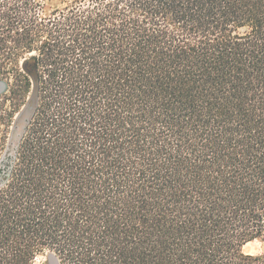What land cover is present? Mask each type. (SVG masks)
Instances as JSON below:
<instances>
[{"label": "trees", "instance_id": "trees-1", "mask_svg": "<svg viewBox=\"0 0 264 264\" xmlns=\"http://www.w3.org/2000/svg\"><path fill=\"white\" fill-rule=\"evenodd\" d=\"M48 2L0 0V264H264V0Z\"/></svg>", "mask_w": 264, "mask_h": 264}, {"label": "rangeland", "instance_id": "rangeland-1", "mask_svg": "<svg viewBox=\"0 0 264 264\" xmlns=\"http://www.w3.org/2000/svg\"><path fill=\"white\" fill-rule=\"evenodd\" d=\"M49 2V7L51 9H54V8H58V7H63L64 5H66L67 2H70L72 0H48ZM9 72L7 75H6V78L8 79V91L5 93V95L9 94L10 93V90L12 88V84L15 82V73L12 69V67H15L14 65H9ZM4 108L8 111H13L14 112V109L11 108V102L9 101L8 103L4 104ZM245 251L246 252H249V253H262L264 251V236L259 238V239H256L250 243H248L246 246H245ZM47 258H41L39 261H38V264H42Z\"/></svg>", "mask_w": 264, "mask_h": 264}, {"label": "water", "instance_id": "water-1", "mask_svg": "<svg viewBox=\"0 0 264 264\" xmlns=\"http://www.w3.org/2000/svg\"><path fill=\"white\" fill-rule=\"evenodd\" d=\"M7 88V83L4 80H0V95H2ZM8 151H11V147L8 148ZM49 259H51L53 256L50 254ZM54 264V263H53Z\"/></svg>", "mask_w": 264, "mask_h": 264}]
</instances>
